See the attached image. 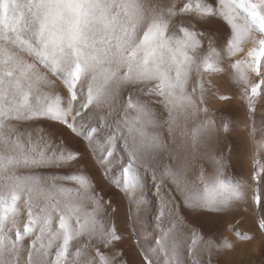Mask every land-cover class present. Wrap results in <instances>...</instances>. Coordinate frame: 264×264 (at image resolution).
<instances>
[{
	"label": "snow or ice",
	"instance_id": "6c2138e0",
	"mask_svg": "<svg viewBox=\"0 0 264 264\" xmlns=\"http://www.w3.org/2000/svg\"><path fill=\"white\" fill-rule=\"evenodd\" d=\"M225 83L246 102L243 122L210 107L232 100ZM261 100L264 0H0V264L264 253ZM58 129L86 143L110 191ZM234 134L250 150L247 179L227 171ZM149 208L157 231L145 239ZM229 217L253 227L235 219L229 237L209 222Z\"/></svg>",
	"mask_w": 264,
	"mask_h": 264
},
{
	"label": "bare ground",
	"instance_id": "6f19581e",
	"mask_svg": "<svg viewBox=\"0 0 264 264\" xmlns=\"http://www.w3.org/2000/svg\"><path fill=\"white\" fill-rule=\"evenodd\" d=\"M256 76L253 75L251 77L253 82H256L258 79L255 78ZM57 90L61 92V94L66 95V90L64 89L63 84L60 81H57ZM221 92L224 94L231 95L233 98L231 101H220L218 99L211 102L210 107H212L217 115L220 114H226L231 116L235 120H239L241 122L246 120V102L242 101L239 93V89L235 88L234 86L230 85L229 83H225L224 86L221 88ZM83 95V94H81ZM261 116H264V100H261V103L259 105L258 113L256 115V123L259 125ZM60 134L62 135L65 142L73 147H78L81 152L83 153L82 157V163L86 165L87 170L93 175L94 179L98 184H103L105 186L106 191H110L111 189L107 186V180L104 178L102 174V170L100 169V165L96 163L95 158L91 154V150L87 147L85 142L80 141L77 137H75L72 133L67 131L66 129H58ZM232 139L234 143L237 145V152L236 155L233 156L232 159V167H230L227 171L232 173L234 176L237 177H244L247 179L248 175L251 173L252 167H251V161L249 159L250 150L248 154L242 153L239 151L240 147V139L235 134L232 136ZM59 171L63 173H70L75 171L74 168H66V169H60ZM149 187H151V182L149 181ZM146 200L151 202L152 200V194L146 193ZM118 202L123 203L122 197H118ZM193 220H196L195 217L192 218ZM235 219H240L241 222L236 225V227L240 228L241 230H247L249 228H252V222L250 217H236ZM235 219L232 217H229L227 219H221V220H211L209 221L215 230L219 233H223L224 235H228L229 237H232L231 232H227L226 228L228 223H234ZM154 214L153 209L149 208L145 212V218L142 222V231L141 235L143 238L148 239L153 233L157 231L154 223ZM204 221H208L207 217L202 218L200 221L203 223ZM205 232L208 231L207 228L204 229ZM234 238V237H233ZM132 239V238H131ZM135 241V240H134ZM254 243L259 244V239L255 241ZM136 247V245H135ZM245 248H250V245L243 246ZM234 259L243 262L248 261L251 259L253 261V264H260L261 260L264 259V253L256 252L253 253L251 256H248L241 252L239 249L237 250V253L233 256ZM136 264H140L139 256H136L135 258ZM167 258H165L166 260Z\"/></svg>",
	"mask_w": 264,
	"mask_h": 264
},
{
	"label": "rangeland",
	"instance_id": "374dc122",
	"mask_svg": "<svg viewBox=\"0 0 264 264\" xmlns=\"http://www.w3.org/2000/svg\"><path fill=\"white\" fill-rule=\"evenodd\" d=\"M255 78L258 79V77H255ZM260 103H261V101H258V103H257V112H256V115L258 113V109H259ZM134 240H135V238L130 236L129 239L125 242L124 247L126 249H131V250L135 251V248L136 247H135V241Z\"/></svg>",
	"mask_w": 264,
	"mask_h": 264
}]
</instances>
